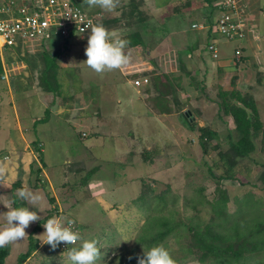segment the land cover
I'll return each instance as SVG.
<instances>
[{"label": "rangeland", "instance_id": "rangeland-1", "mask_svg": "<svg viewBox=\"0 0 264 264\" xmlns=\"http://www.w3.org/2000/svg\"><path fill=\"white\" fill-rule=\"evenodd\" d=\"M72 1L96 17V25L115 30L124 39L139 34L142 41H148L143 49L129 53L132 59L130 63L135 67L128 68L129 74L124 78L134 82L140 79L143 73L134 71L140 66L141 59L148 60L149 53L152 62L158 64L156 72L168 76L165 84L171 81L173 87H162L166 94L161 107L151 96L155 95L154 87L147 90L142 88L139 92L133 90L134 95L145 99L149 107H158L161 113L175 110L179 114L175 124L171 118H166L169 128L158 129L140 124L143 126L125 135L124 145L110 142L105 138H108L110 131H98L96 127L75 129L70 124L58 125L51 121L49 125H42L43 130L40 127L42 134L36 130V140H42L46 149L44 163L40 162L42 167L45 165L51 184L46 182L42 193L47 198V210H44L41 200L36 205H27L39 215V221L32 222L31 227L42 225L35 235L40 240L44 238L43 224L53 216L72 218L84 239L98 241L103 254L98 264H138L136 257L143 255V248L145 251L149 249L145 243H139V238L149 240L152 237L143 234L153 221L155 226L160 224L163 229L172 230L159 244L163 243L168 248L176 264H213L211 259L199 263L196 260L198 254L189 251L192 228L209 233L223 247L233 244L245 255V264H264V233H256L258 226L264 223V216L254 214L264 206V189L259 180L264 163V77L254 74L252 79H248L251 80L250 85L236 84L237 77L231 83L230 78L223 83L221 68H210L211 63L205 59L203 49L200 55L201 47L198 48L200 52L196 51V60L185 56L182 50L189 45V38L193 37L187 33L191 20L178 24L177 20L172 21V14L196 4L195 11L207 17L211 10L203 0H172L163 10L159 4L163 2L159 0H118L112 11L89 8L86 0ZM116 18H120L126 26L116 22ZM84 39L73 37L68 40L71 46H82L76 52L69 44H60L50 50L47 46H33L8 56L6 62L12 85L7 86L0 80V114L5 112L10 116L13 110L30 106L31 96L38 98L43 106L52 102L53 97L45 96L50 93L40 85L41 81L35 74L43 69L39 54L50 52L52 56L59 51L61 56L58 62L63 66L77 62L81 67L74 68H79L75 81H72L73 77L69 79L66 76L62 87H56L59 94H55V103L50 107L55 113L53 118L63 122L67 118L70 120L73 117L69 115V109L83 107L84 118H95L96 122L106 119L100 103L108 104L107 101L101 96L98 101L94 100L98 92L92 98L86 96L91 90V95L94 94L97 87L109 89L113 84L96 82V72L85 62L87 40ZM169 39L172 45L164 47L166 49L161 52L160 45H165ZM244 43L221 45L220 55L223 56L227 48L230 55H234L235 48ZM209 69L214 70L213 76L204 74ZM172 75L181 82L173 79ZM222 90H237L246 101H252L261 124L255 141L256 149L250 156L240 158L234 170V174L239 173L240 177L235 180L224 177L227 170L220 155L230 152L227 151L229 145L236 139L234 120L224 113L220 105L219 93ZM147 94L149 97L146 98ZM109 102L114 105L113 101ZM60 108L66 111L58 113L56 110ZM184 112L190 115L192 124L187 121ZM69 120L67 122L71 123ZM103 121L108 122L107 119ZM108 126L105 128L113 125ZM201 128L212 129L218 134V139L207 141V153L199 141ZM101 136L105 139L98 140ZM38 175L35 171L34 176ZM223 191L226 193L227 209L221 208L220 194ZM216 202H220V205H216ZM16 203V207L23 206L19 201ZM258 204L261 206L258 207ZM241 210L243 212L240 213ZM164 219L169 222L166 226H163ZM32 230L34 228L30 232ZM26 243L11 251L6 260L8 264L18 263L20 255L29 249ZM79 243L76 245L79 246ZM69 249L64 243L56 249L44 244L33 262L67 264Z\"/></svg>", "mask_w": 264, "mask_h": 264}, {"label": "crops", "instance_id": "crops-1", "mask_svg": "<svg viewBox=\"0 0 264 264\" xmlns=\"http://www.w3.org/2000/svg\"><path fill=\"white\" fill-rule=\"evenodd\" d=\"M171 1L172 0H159V2H163L159 3L160 8L163 10L165 5L170 4ZM214 3L218 5L217 0H215ZM193 6H191V8L189 9L184 10L183 12L172 14V21L177 20L178 24L186 23L189 20H191L192 22V24L190 22L191 26L189 27L191 28H188L189 30H187V33H190L193 37L189 38V45H186V47H184L182 50V52L185 53V56L188 57V59L193 58L196 60L198 57L196 56V51L200 52L201 50L200 55L204 53L203 55L205 56V59H209L208 61H210L211 63L212 66L210 65V68H214L216 66L217 70L221 68L222 73H224V78L222 79L223 83H225L229 78V81L231 83L233 78L237 77L236 84L246 85V83H249L250 85L251 80L248 79H252L254 74H257V76L263 78L264 0H240L241 15L246 24V37L242 40L245 41V43L243 46L239 45L235 48L234 55H230V53L227 51L229 48H227L225 49L223 56H221L219 53V57L217 59H215L212 54L208 51L209 44L214 41L216 42L218 48H220L221 45H223L224 47V45H229L230 42L225 41L222 38H218L217 33H215V25L212 27L208 17H205L204 15H199L197 11H195L196 4H193ZM216 13L217 14H214L213 16L214 18H212L214 22L217 21V18L220 14V10L217 9ZM116 19H119V21L116 22H122L120 18ZM123 25L126 26L125 23ZM194 25H197V27L194 28ZM127 28L128 27H126L125 30ZM165 32L166 31H164V33ZM87 39L88 35L85 37L84 40ZM142 42L143 44L138 45L128 44L127 48L125 49V52L129 55L131 51H139V49H143L144 46H146V43H148V41ZM171 43L172 42L169 39V41L165 45L164 43L160 45V47L162 48H160L161 52L166 49L164 47L171 46ZM64 44H66L67 46L69 43ZM55 46L58 47L60 46V44L51 45V47L49 46V50L54 48ZM70 47L76 52L77 49L82 46L79 47L77 45H70ZM199 47H201L200 50L198 49ZM202 49L204 50L203 53ZM237 49L241 50V58H237L236 56ZM152 60L149 57L148 53V60L145 61L141 59L139 63L140 66H136L138 69L134 71V73H143L141 74V76H139V80L143 81V78L149 79V83H142L139 86H136L134 81L124 78L125 76H127V74H129L128 68L135 67L132 66L131 63L130 66H128V64L127 66L121 69H114L102 73H96V82H99L98 84H104V82H107L113 85H109L111 89H105L101 86L97 87L95 88V93L91 95V93L93 92L91 90L90 93H88L89 95L86 96V98H92L98 92V94H96V97H93V99H96V101H98L99 96H101L103 100L105 99V101H107L108 104L103 102L100 103V105L103 106V114H105V118L108 122L103 121L106 119H100L96 122L95 118H84L85 112L83 110V107L78 109H69V115L71 114L73 117L70 120L69 118H67L66 121L63 122L62 120L53 118V115H55V113H53L52 108L50 107L52 106V104L55 103L53 102V98L56 99L57 96L55 94H59L58 90L55 92L46 91L50 94H47L45 96H52L53 98L51 97L52 102L45 104V106H43V103H41L38 98L31 96V102H29L30 106H22L21 108H19V110H13L10 116H8L5 112L0 114V203L8 200H14V206L16 205V201H19L21 205L27 207L30 202L23 201L16 196L17 189L25 188L26 190H30L33 193L38 194L41 197L44 210L48 209L45 204L47 203V198L45 195L43 196L42 193L44 191L43 189L46 187V182H49L51 184V180L49 173L45 169V165L43 164L44 167H42L40 162L42 161L44 163L43 156L46 149L43 144V141L38 139L36 140V138L38 137L35 136L36 130H39L40 134H42V125H49L50 122L53 121L54 124L58 125L68 126L70 124L75 129H77L78 127H96L98 131L106 129L110 131V134H108V138L105 137L107 140H110V142H116L117 144H123L125 135H130L129 131L134 130V128H138V126L142 127L143 125H146L147 127H155L158 129H162V127L169 128L168 120L166 118H171L173 120V124H175L179 114L175 110L172 113H161L158 111V107H149V105L146 104L147 102L145 101V99L142 100V98L134 95V91L139 92L145 88L146 90L152 88L153 75H160L159 72H156L158 64H156V62H152ZM130 62H132V59H130ZM57 64L58 87H62L63 78H65L66 76L69 79L73 77L72 81H75L77 79V76H79L76 74L79 71V68L74 69L75 67H81V65L77 62H74V64L71 65L69 64V66H63L64 64H61L58 61ZM24 65L26 66V64ZM59 72H61L60 75ZM152 72L154 74L150 75V73ZM30 73L32 74V72ZM36 73L37 74L35 75L38 76L40 80V71ZM204 74L213 76L215 73L214 70L211 71L209 69V71L206 70ZM122 79L125 81L124 83H122ZM179 81L181 82L180 79ZM2 82L7 84V86L12 85L11 79H9V81ZM238 85L237 87H239ZM118 96H121V98L119 99ZM151 96L154 98L155 95L153 94ZM145 97H149L148 94ZM109 101H113L114 105H112V103ZM56 111L58 113H61V111L66 110L60 108ZM92 113L95 114L96 112L92 111ZM68 120L72 124L67 122ZM107 124H112L113 126H111L110 128H105V126H108ZM140 124L143 125L141 126ZM40 127L42 130L40 129ZM105 138L101 136L100 138H98V140H103ZM35 171H37V173L39 174L36 177L34 176ZM6 210L7 209L2 204H0V212H4ZM3 223V216L0 215V226H2ZM31 226L32 225L30 224L29 227L25 229L27 235L22 240L9 244L10 256L11 251L15 247H18V245L22 246L23 243L25 244L26 242L29 245V238L30 236H33L34 241L38 244V249L23 264H36L35 262H33L35 256L39 254L40 250L44 246V244L41 243V240L37 237V235H35L36 233L34 232V230H32L33 232H30L31 228L35 229L37 225H34L33 227ZM41 226L42 225L40 224V229L42 228ZM5 264H8L7 261H5Z\"/></svg>", "mask_w": 264, "mask_h": 264}, {"label": "trees", "instance_id": "trees-1", "mask_svg": "<svg viewBox=\"0 0 264 264\" xmlns=\"http://www.w3.org/2000/svg\"><path fill=\"white\" fill-rule=\"evenodd\" d=\"M210 8L211 13L208 15V19L210 20L211 26L213 27L215 25V22L212 18H214V13L216 12L219 5H213L214 0H203ZM182 12V11H180ZM135 13V12H134ZM139 13V12H138ZM116 21H119V19H116ZM129 41V44L131 45H138L143 44L141 36L139 34L137 35H131L126 38ZM60 56V52H55L52 56L50 52H42L39 54V57L42 59L43 62V69L40 70V85L44 86L48 92H55L57 91L58 87V81H57V69H58V58ZM23 61L28 62L27 59H23ZM35 65V64H34ZM2 72V69L0 67V74ZM173 79L179 80L177 77L172 75ZM165 78V79H164ZM166 78L168 76H161L156 75L152 77V82L155 89V96H154V102H156L157 106L161 107L165 101L163 100L164 95L166 94L163 91V88L165 85H168L169 88L173 87V84L171 81L166 83ZM52 80V82H51ZM163 87V88H162ZM221 98V107L226 113V115H230L235 123V137L236 139L234 141H231L229 145L230 152L227 153H221V159L224 161V166L227 170V174H225V178L229 179H239L240 175L239 173L234 174L235 166L240 160V158H245L250 156V153L254 152L256 149L255 141L258 137V131L261 128V124L258 120V113L257 108L252 101H246L243 94L237 90L235 91H224L222 90L220 93ZM236 101V103H235ZM241 103V104H238ZM250 110V111H249ZM186 116L187 121H189L191 124L193 121L189 117L190 115L184 114ZM193 127V126H192ZM201 134L199 137V141L201 143V146L205 153H207V141H211L214 138L218 139V134L209 128H201ZM259 180L262 182L263 189H264V163L262 164V172L260 175ZM226 196V193L223 191L220 194L221 202L223 203L222 209H227V199L224 198ZM163 198H161L162 200ZM17 205V203H16ZM216 205H220V202H216ZM261 204H258V207H260ZM253 208V205H252ZM256 210V209H254ZM243 212V210L240 211V213ZM256 215H262L264 216V206L257 210V213H254ZM48 217V216H47ZM156 219V218H154ZM153 219V220H154ZM46 220V219H45ZM153 222V221H152ZM150 223L145 229L146 232H144L143 235L146 233L151 235L152 237L149 238V240L144 239L143 237L139 238V243H145L148 248L155 246L160 243L161 240H163L169 233L172 232V230L169 229H163L160 224L155 226V223ZM169 222L164 219L163 226L165 224H168ZM173 228V227H171ZM40 229V224H38L34 232L36 230ZM192 234V242L191 247L189 250L190 252H194L197 255L196 260L199 261V263H203L206 260L211 259L213 264H245L243 260H247L245 255L236 249L233 244L227 245L223 247L221 242L216 241L217 239L212 237L207 232H201L195 229H191ZM256 233L258 235L264 233V223L260 224L256 230ZM141 243V244H142ZM63 244V243H62ZM77 247V245H68V248ZM38 249V244L34 241L33 236H30L29 238V249L27 252L20 255L18 264H23L29 257L32 256V254ZM10 254V246L6 245L3 248H0V264H5L6 258ZM243 261V262H242Z\"/></svg>", "mask_w": 264, "mask_h": 264}, {"label": "built area", "instance_id": "built-area-1", "mask_svg": "<svg viewBox=\"0 0 264 264\" xmlns=\"http://www.w3.org/2000/svg\"><path fill=\"white\" fill-rule=\"evenodd\" d=\"M217 1L220 14L215 22V33L229 42L245 39L246 24L241 15L240 0ZM94 26L96 17L72 0H0V80L10 79L8 56L33 46L49 48L68 43L73 37L84 39ZM208 51L215 59L219 57L216 42L209 44ZM236 56L241 58L240 49L236 50ZM134 83L139 86L149 83V79H138ZM74 228L79 231L76 222Z\"/></svg>", "mask_w": 264, "mask_h": 264}, {"label": "clouds", "instance_id": "clouds-1", "mask_svg": "<svg viewBox=\"0 0 264 264\" xmlns=\"http://www.w3.org/2000/svg\"><path fill=\"white\" fill-rule=\"evenodd\" d=\"M89 8H99L112 11L116 8L118 0H86ZM129 41L121 37L115 30H108L103 25L91 28L88 34L85 55L86 64L96 73L121 69L130 63V56L125 52ZM16 196L36 205L41 197L25 188L17 189ZM14 200L2 202L7 210L0 212L3 216V225L0 226V248L22 240L26 235L25 229L32 222L39 221L37 212L29 207H16ZM75 220L64 216H53L43 224L45 231L42 244H47L51 249H56L61 243L79 246L68 250L67 264H98L102 260V253L96 239H84L80 232L74 228ZM132 259L131 256L128 257ZM138 264H176L168 248L163 243L150 247L147 251L143 248V255L136 257Z\"/></svg>", "mask_w": 264, "mask_h": 264}]
</instances>
